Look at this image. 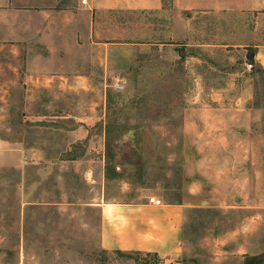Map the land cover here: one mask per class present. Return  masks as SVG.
<instances>
[{
  "label": "rangeland",
  "instance_id": "obj_1",
  "mask_svg": "<svg viewBox=\"0 0 264 264\" xmlns=\"http://www.w3.org/2000/svg\"><path fill=\"white\" fill-rule=\"evenodd\" d=\"M113 16L114 31L68 41L71 55L0 40V264L158 262L105 249L98 204L190 188L183 263L264 264V71L241 33L250 16L181 11L173 32L171 11ZM157 16L160 40L144 32Z\"/></svg>",
  "mask_w": 264,
  "mask_h": 264
},
{
  "label": "crops",
  "instance_id": "obj_2",
  "mask_svg": "<svg viewBox=\"0 0 264 264\" xmlns=\"http://www.w3.org/2000/svg\"><path fill=\"white\" fill-rule=\"evenodd\" d=\"M122 7L155 15L171 11L173 19L169 24L172 32L179 24L181 11L193 12L201 7L219 11L221 23L226 25L234 21L242 25L243 16H250L251 20L241 33L244 32L245 39L250 40V45L255 48V64L264 68V0H86L85 3L83 0H0V25H11V32L7 33L2 27L0 40L42 41L45 54L49 50L60 56L71 55L67 51L68 41L74 44V41L99 38L101 31H114L116 20L113 14ZM15 16L22 18L17 21ZM227 16L235 18L225 19ZM164 22L163 16H157L153 21V32L148 29L144 30L145 34L162 39ZM105 38L102 39L104 43L115 40L110 36ZM103 42L93 40V43ZM191 190L187 197L164 201L163 205L149 201L150 196L164 200L165 195L160 192L154 195L142 192L128 200L124 197L103 199L98 204L102 214V246L110 250L157 253L169 264H184L182 235L186 211L194 194Z\"/></svg>",
  "mask_w": 264,
  "mask_h": 264
},
{
  "label": "trees",
  "instance_id": "obj_3",
  "mask_svg": "<svg viewBox=\"0 0 264 264\" xmlns=\"http://www.w3.org/2000/svg\"><path fill=\"white\" fill-rule=\"evenodd\" d=\"M251 60H252V62H254V60H255L254 59V55H252ZM260 68L264 71V68H262V67H260ZM115 251L116 252H123V250H121V249H115ZM129 252H132V253H144L146 255L155 256L158 259V262L155 261L154 263H151V264H159L160 260L162 259L160 257V255L157 254V253L143 252V251H139V250H137V251H129ZM261 261L262 260L259 258V256H254V257L246 259L245 263L246 264H262Z\"/></svg>",
  "mask_w": 264,
  "mask_h": 264
},
{
  "label": "built area",
  "instance_id": "obj_4",
  "mask_svg": "<svg viewBox=\"0 0 264 264\" xmlns=\"http://www.w3.org/2000/svg\"><path fill=\"white\" fill-rule=\"evenodd\" d=\"M83 2L85 3L86 0H83ZM250 65L252 66V64H250ZM149 201L151 203L156 204V205H163L164 204V200L162 198L157 197V196H150Z\"/></svg>",
  "mask_w": 264,
  "mask_h": 264
}]
</instances>
